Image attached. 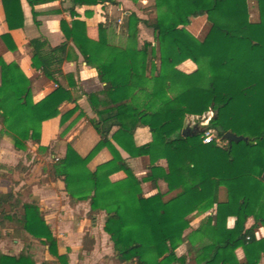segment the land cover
<instances>
[{
    "label": "trees",
    "instance_id": "1",
    "mask_svg": "<svg viewBox=\"0 0 264 264\" xmlns=\"http://www.w3.org/2000/svg\"><path fill=\"white\" fill-rule=\"evenodd\" d=\"M0 1L8 30L21 28L20 0ZM44 1L27 0L30 6ZM249 1L256 3L255 22L250 20ZM153 2L154 21L138 20L152 31V42L136 47L116 44L109 38L114 39V29L108 23L98 25V40L93 41L86 36L85 23L77 19L60 21L65 42L55 47L42 39L29 42L31 67L46 78L55 80L64 61L77 59L75 48L103 84L100 91L82 92L93 114L90 124L98 143L85 157L67 145L51 171L65 187L90 185L88 191L69 196L87 201L91 214L105 213L103 230L120 264H186L188 253L194 264H264V238L256 239L254 233L264 228V0ZM104 3L116 1L71 0L73 8ZM202 15L206 32L194 37L186 26L190 18ZM0 39L11 41L8 33ZM14 48L13 43L7 46ZM186 60L196 66L191 73L177 68ZM69 100L68 89L57 85L33 102L29 79L16 63L0 57V124L15 150H24L28 142L39 144L41 124L59 116V107ZM77 108L62 114L60 123ZM209 112L206 126L185 133L189 117L198 124ZM141 127L148 129L151 139L137 145L133 135ZM217 127L223 132L217 133ZM208 129L224 144L202 143ZM226 132L246 141L229 143L223 139ZM115 145L130 157L148 158L143 178L135 176ZM102 148L110 151L111 160L90 171L87 163ZM118 172L125 177L111 181ZM144 182L157 192L145 197ZM221 189L225 197L219 201ZM175 190L179 192L174 197L163 199ZM11 199L10 193L0 195V205ZM207 212L200 226L185 235L189 217ZM249 220L252 224L247 227ZM13 221L55 255L56 241L36 203H23ZM184 242L190 247L178 255ZM237 250L243 261L238 260ZM25 253L0 256V264H35Z\"/></svg>",
    "mask_w": 264,
    "mask_h": 264
},
{
    "label": "crops",
    "instance_id": "2",
    "mask_svg": "<svg viewBox=\"0 0 264 264\" xmlns=\"http://www.w3.org/2000/svg\"><path fill=\"white\" fill-rule=\"evenodd\" d=\"M115 1L116 4L104 3L73 8L71 0H46L33 6H30L27 0H20L23 26L14 30H8L5 24L0 1V36L8 33L11 37V41L7 43L0 39V57L5 63H16L29 79L33 102L42 100L57 85L68 89L71 97V100L59 107V116L41 124L39 144L28 142L24 150H15L9 135L3 131L0 124V195L12 194L11 200L0 205V256L13 258L26 252L35 264H120L114 256L113 244L103 230L105 213L91 214L87 201L72 200L69 196L88 191L90 185L65 187L62 180L56 178L51 171L53 161L64 157L67 145L80 157H85L98 143L99 136L90 124L93 114L82 92L100 91L103 84L98 81L95 69L85 64L75 48L77 59L64 61L60 66L61 75H57L55 80L46 78L39 70L31 67L32 51L29 44L32 39L45 40L51 47L65 42L60 30V21L70 23L75 19L85 23L86 36L93 41L98 40V25L108 23L114 29V39L111 35L109 38L116 44L122 45L125 42V46L136 47L143 41L152 42L153 36L145 34L142 27L138 29V36L130 37L126 25L132 12L139 16L142 10L148 9L144 7L145 4L152 0H138L137 8L131 0ZM12 43L15 48L8 50L7 46ZM69 44L72 46L71 42ZM177 68L184 73H191L196 66L186 60ZM72 83L75 84L74 87L71 86ZM75 105L78 107L77 111L68 121L61 124L60 116ZM133 138L137 145H142L150 141L151 135L147 128L141 127L135 130ZM115 146L135 176L143 178L147 172L148 158L130 157ZM38 147L46 150H37ZM111 158L110 151L102 148L90 159L87 168L93 171ZM159 163L161 166L165 165L163 160ZM124 177L123 172H118L113 174L110 180L118 181ZM141 187L145 197L157 192L148 182L142 183ZM178 192L179 190L170 192L163 199L169 200ZM224 197V191L221 189L219 201L224 200ZM15 202L17 207L13 209ZM26 202L38 205L41 218L56 241L55 255H51L47 246L33 239L14 223L13 216L20 212L22 204ZM209 214L210 212H207L203 215L206 217ZM251 224L252 221L249 220L247 227ZM232 225L233 219L230 218L228 226ZM254 233L256 239L264 238L262 226L256 228ZM179 249L180 247L177 251ZM236 255L239 261H243L241 250H237ZM186 264H189L188 259Z\"/></svg>",
    "mask_w": 264,
    "mask_h": 264
},
{
    "label": "rangeland",
    "instance_id": "3",
    "mask_svg": "<svg viewBox=\"0 0 264 264\" xmlns=\"http://www.w3.org/2000/svg\"><path fill=\"white\" fill-rule=\"evenodd\" d=\"M135 7H138V1L134 3ZM148 9L146 10H142V13L139 14V16L135 15V12H132V14L130 15L131 21L129 22V16H128V20L126 22L127 28L128 30V35L131 36H138L139 35V27H142L141 29L144 30L145 29V34H148L150 36H152V31L150 29H146V27L143 26L142 23L138 22V20H143L142 17L146 18V20L148 21H154V19L156 18V10L154 8V2L149 1L147 4H145ZM248 9H249V15H250V20L252 22L257 21V9H256V3L253 1H249L248 2ZM148 11V12H147ZM139 12V11H138ZM141 12V11H140ZM203 16V15H202ZM135 20L136 24H135ZM206 20L205 17H195V18H190L189 19V23L186 26V30L193 35L194 37H203L205 32H206ZM145 34H143V36H145ZM126 43H122V45H125ZM212 113L209 112L207 114H205L202 118H200V123L197 124L196 118H188L187 119V124L186 127L184 129L186 134H190L193 132H196L198 130H200V127L202 126V123L205 121L206 118L211 117ZM183 133V132H182ZM9 138L11 139V136L9 135ZM220 145H223V142H219ZM205 216L203 214H193L189 217L190 220V228L188 230L185 231V235H187L188 233H190V231L198 228L201 224V222L204 220ZM190 245L188 242H184L181 246L180 249L177 251V253H187V250L189 249ZM192 255L191 253H188V259H189V264H194L193 260L191 259Z\"/></svg>",
    "mask_w": 264,
    "mask_h": 264
},
{
    "label": "built area",
    "instance_id": "4",
    "mask_svg": "<svg viewBox=\"0 0 264 264\" xmlns=\"http://www.w3.org/2000/svg\"><path fill=\"white\" fill-rule=\"evenodd\" d=\"M209 119L210 117L206 118L205 121L202 123V126H206ZM211 142L219 143L220 141L216 139L215 131L210 130V129L205 130L202 135V143L209 144Z\"/></svg>",
    "mask_w": 264,
    "mask_h": 264
},
{
    "label": "water",
    "instance_id": "5",
    "mask_svg": "<svg viewBox=\"0 0 264 264\" xmlns=\"http://www.w3.org/2000/svg\"><path fill=\"white\" fill-rule=\"evenodd\" d=\"M216 132L217 133H222L223 131H222V129L220 127H217L216 128ZM223 139L226 140L229 143H232V142L238 143V142H240L242 140L246 141V139L244 137H242V136H236L235 134L230 133V132L224 133L223 134Z\"/></svg>",
    "mask_w": 264,
    "mask_h": 264
}]
</instances>
